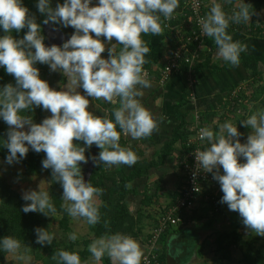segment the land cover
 <instances>
[{
    "label": "clouds",
    "instance_id": "1",
    "mask_svg": "<svg viewBox=\"0 0 264 264\" xmlns=\"http://www.w3.org/2000/svg\"><path fill=\"white\" fill-rule=\"evenodd\" d=\"M224 4L234 6L225 11ZM51 5L52 0H36L37 11L45 14L41 23L70 26L74 31L60 45L46 46L41 24L23 0H0V68L15 81L0 86V120L8 126L0 147L7 149V165L18 164L30 149L45 154L41 167L50 170L51 180L22 192L25 214L55 217L57 208L47 189L58 182L64 213L95 226L101 222L103 189L84 180L81 165L91 161L99 167L132 166L139 157L131 147L121 146V135L139 140L159 130L162 117L141 99L152 88L144 69L150 48L142 36L160 35L166 22L175 18L180 0H57L55 7ZM254 14L245 0H211L198 24L200 35L215 43V59L232 68L240 65L247 45L234 40L228 29L247 24ZM22 29H26L22 37L13 36ZM105 49L107 58L101 55ZM38 63L47 65L50 72L62 73L64 86L50 87L40 78ZM89 98L113 105L111 118L94 114ZM35 107L51 115L35 123L26 114ZM237 120L251 130L243 143ZM197 139L202 148L194 152L193 176L200 171L210 173L223 193L220 203L239 214L248 232L264 236V107L252 110L249 106L247 114L237 112L233 119L217 122L215 128L205 125L199 128ZM92 145L99 152L86 157L85 150ZM34 233L41 246L55 239L47 228L36 227ZM77 239L75 231L68 234L69 241ZM88 252L91 264L104 257L111 264H146L147 259L139 241L121 232L93 239ZM0 253L22 264L32 261L28 247L15 236H0ZM175 255H180V249ZM51 258L55 264H89L81 261L77 251L60 249Z\"/></svg>",
    "mask_w": 264,
    "mask_h": 264
},
{
    "label": "crops",
    "instance_id": "2",
    "mask_svg": "<svg viewBox=\"0 0 264 264\" xmlns=\"http://www.w3.org/2000/svg\"><path fill=\"white\" fill-rule=\"evenodd\" d=\"M245 2L252 5L255 13L253 18L261 23L264 22V0H245ZM205 4L208 11L211 0H205ZM233 6L234 4L223 5L225 11ZM247 24L249 25V22ZM236 25H230L228 31L234 40L247 45L246 52L242 54L249 56L264 54V30H261L259 35H251L243 29L240 30ZM69 28L74 31L70 26ZM158 36L151 34L142 36L150 48L144 69L152 83V88L145 90V95L141 99L145 106L162 117L159 130L150 137L139 140H130L122 135L126 142L123 146L131 147L139 159L132 166H104L105 178L101 197L102 202L105 201L108 189L113 183L129 174L135 166L144 167L149 162L155 164L148 169L146 176L136 178L128 184L131 191L126 196L127 210L136 220L130 236L139 241L144 251L146 238L157 216L174 201L183 183V174L179 165L180 159L184 156L181 141H175L164 157L162 154L164 147L173 136L174 129L183 124L186 130L192 132L194 113L199 115V123L215 128L217 122L223 123L225 120L233 119L238 110L247 114L249 106L252 107L249 101L243 100L252 92L248 89L250 71L241 61L239 66L232 68L226 62L215 59L216 46L209 37L206 43L211 47V52L202 53L203 64L200 60L197 63L201 65L195 71L194 86L191 90L187 89L185 81L178 73L172 74L165 81H160L159 68L166 60L164 53L166 44L165 40L161 41ZM101 39L103 40V37ZM119 47L117 45V48ZM101 55L107 58V49ZM207 58L208 60H205ZM257 71L259 76L255 81L264 85V62L258 64ZM238 87L241 89L238 94L236 93V97L231 96L232 91ZM78 91L83 94L82 89ZM190 93L194 101L189 98ZM240 94L244 98L240 99ZM89 100V108L97 115L96 110L100 107L98 100L91 98ZM238 101H242L240 103L244 107L242 104L239 106ZM236 126L242 134L239 139L243 143L251 130L241 126L239 120L236 121ZM222 195L218 182L203 187L201 196L195 206L186 213L181 226L169 229L163 242L159 240V255L164 251L162 264H240L236 249L231 250L228 259L221 258L218 249L224 243L223 239H219L221 233L236 230L247 238L255 235L245 229L237 212L229 211L226 204L220 203ZM68 219L69 226L75 228L74 231L80 238H89L88 227L82 220L74 221L70 217ZM177 249H180V255H175ZM86 261L91 264L90 254ZM96 264H101V261Z\"/></svg>",
    "mask_w": 264,
    "mask_h": 264
},
{
    "label": "trees",
    "instance_id": "3",
    "mask_svg": "<svg viewBox=\"0 0 264 264\" xmlns=\"http://www.w3.org/2000/svg\"><path fill=\"white\" fill-rule=\"evenodd\" d=\"M57 0H52V7H55ZM62 2V0H60ZM23 4L29 9V13L35 16L36 22L41 24V34L45 37L44 43L46 46H51L55 44V42L48 37L47 33L44 31V24H42V20L44 19L45 14H41L36 9V0H23ZM182 10V3L180 0V7L176 10V14L178 18L182 19L187 17V14ZM258 23V24H256ZM61 27V26H58ZM240 30L243 29L247 33L251 35H259L261 30H264V22L255 20L253 16L249 21V28L247 30V24H237ZM63 28V27H61ZM26 29H22L20 33L13 32L14 37H22ZM3 33L0 32V35ZM162 41L164 39L167 40L166 46H171L172 36L169 31L163 29L162 33L158 36ZM164 53L167 52L164 50ZM204 55V54H203ZM203 57V56H202ZM205 60H208L205 59ZM203 61V60H202ZM201 61V63H202ZM241 63L244 67L250 71V78L248 80V89H251V94L249 97H245L252 104L253 109L264 107V85L257 84L255 80L258 79L259 72L257 71V66L259 63L264 62V54H260L258 56H249L241 53ZM160 64V68H162L165 64ZM203 64V63H202ZM201 65L197 64L193 71L192 76L194 77L195 71ZM205 65V64H204ZM36 67L39 69V73L46 75L47 72L49 74V69L47 65L37 64ZM159 68V69H160ZM54 73V72H52ZM178 75H180L185 81V86L188 88L187 83V65L183 62L180 64V70L177 71ZM174 73V74H177ZM51 74V72H50ZM55 74V73H54ZM63 75V74H61ZM60 84H64L63 76H58ZM6 83H15L13 77L10 74L4 72L3 68H0V86ZM52 82H49L51 85ZM60 85L58 86V88ZM240 99L244 98L242 94L239 95ZM242 97V98H241ZM234 101V100H233ZM237 100H235V103ZM99 108H97V115L104 116L108 115L111 118V109L114 107L103 100H98ZM242 103L239 104V106ZM243 105V104H242ZM244 107V105H243ZM44 111L39 107H35L30 113H26L32 116V119L35 123H38L41 118L44 116ZM246 113V112H245ZM243 118V117H241ZM8 127L0 124V138H6V132ZM193 132L186 130L183 124L178 125L173 132V136L170 142L164 147L162 152L163 157L169 151L175 141L180 140L182 146L184 148V153H186V143L187 140L192 137ZM76 143V141H73ZM82 144V142H80ZM121 146L125 145L126 142L123 140L122 135L120 138ZM99 149L92 145L90 149L85 150V156L87 157L89 153H95L97 155ZM7 155V149L0 147V161L5 159ZM44 153H36L31 149L27 152L26 156L23 160H21L18 164L14 163L16 167H19L22 170L23 176H43L49 181L51 180L50 170L42 169L41 161L44 158ZM159 162V161H158ZM12 164V165H14ZM155 164L149 162L144 167L135 166L133 170L124 175L119 180L115 181L113 185L108 189L107 198H105L102 202V206L100 208L101 212V222L95 226H88L89 238H80L76 241H67L61 243L52 242L51 245L41 246L35 241V233L34 229L36 227H42V218L35 212H29L25 214L21 209L22 206L26 203L22 200V194L9 185L6 180L0 176V236L11 235L15 236L22 241V243L28 247L30 251H32L37 258L42 260V264H55V261L52 260V255L56 253V251L60 249L69 250V251H77L81 261L85 262L87 257L89 256L88 245L92 242L93 239L100 237L102 234L106 233H114L121 232L127 235L132 236V232H130L133 228L134 223L136 222L135 218H132L129 214L126 206V196L130 193L131 188H128V184H130L134 179L146 176L148 169ZM87 164L81 165L82 175L86 171ZM105 176L104 166H93L88 178H85L86 182L91 183L95 187H103V180ZM103 189V188H102ZM49 194L53 200L54 205L57 208V214L59 216L58 227L67 235L72 232L69 226V219L66 213L61 209L60 205L62 203V187L58 182H53L48 186ZM107 220L108 224L105 226L104 221ZM183 222H180L177 226H181ZM167 228L165 232L160 237V242H163L165 235L169 232ZM255 235V234H253ZM223 239V244L218 248L220 250V256L222 259H228V255L232 249H236L239 253V263L240 264H264V236L255 235V237L248 236L244 237L241 233L233 230L229 233L222 232L219 239ZM234 245V247H233ZM43 253H45V257H43ZM7 254L0 253V264L4 262V259ZM160 262H164V251L159 255ZM101 264H111L110 260L107 257L102 258Z\"/></svg>",
    "mask_w": 264,
    "mask_h": 264
},
{
    "label": "built area",
    "instance_id": "4",
    "mask_svg": "<svg viewBox=\"0 0 264 264\" xmlns=\"http://www.w3.org/2000/svg\"><path fill=\"white\" fill-rule=\"evenodd\" d=\"M181 3L182 10H184V14H187V17L180 19L175 14V18L167 21V27L163 28L169 31L173 39L171 46H166L165 48L167 52L166 62L159 69V76L160 81H165L169 76L180 70V64L183 62L187 65V89L191 90L194 86L193 68L199 60H202V53L211 52V47L206 43L208 37L200 35L198 24L199 19L203 18L208 11L205 0H181ZM230 9L228 8L226 11H230ZM248 28L249 25L247 24ZM164 40L167 43V40ZM240 89L241 87L234 89L231 96L236 97V93L238 94ZM189 98L194 101L191 93ZM240 102L242 101H238L237 104ZM194 119L193 135L187 140L186 153L179 161L183 174L181 190L174 201L160 212L155 224L149 230L145 241L146 264H162L158 253L161 235L167 228H174L184 221L186 213L195 206L205 185H214L216 183L210 173L200 171L193 176L196 170L194 152L198 148H202V142L197 139V132L199 128L204 127V125L199 123V115L197 113H194Z\"/></svg>",
    "mask_w": 264,
    "mask_h": 264
},
{
    "label": "rangeland",
    "instance_id": "5",
    "mask_svg": "<svg viewBox=\"0 0 264 264\" xmlns=\"http://www.w3.org/2000/svg\"><path fill=\"white\" fill-rule=\"evenodd\" d=\"M54 73L51 72L50 74L49 72L48 74L47 72L46 75H43L42 73H39V74H40L41 79L47 80L48 83L52 82L51 85L49 84L50 87L58 89L59 85L64 86V84H60L59 79H56V78H58V76L61 77L63 75H61L62 73L58 71ZM63 78L65 82L66 78L64 76ZM44 113L45 114L41 118V120L51 115L47 111H44ZM0 124H3L4 126L8 127L2 120H0ZM0 176L3 177L9 185H11L13 188L18 190L21 194L23 191H26L29 189L36 190L38 188L39 183L46 184L48 181L46 177L39 176V175L29 176V177L23 176L22 170L19 167H16L15 164L7 165L4 163V160L0 161ZM35 213H37L42 218V227L47 228L49 231L55 234V239L53 242L61 243V242L68 241V235L66 233H63L58 227V220H59L58 215H56L55 217H46L41 213H38V212H35ZM71 224L75 225V223H71ZM70 228L72 231H74L75 229V228L72 229L73 227L71 225H70ZM29 255L32 257L31 264H42V260L40 258H37L35 254L30 250H29ZM43 257H45V253H43ZM2 264H22V262L12 259L7 254Z\"/></svg>",
    "mask_w": 264,
    "mask_h": 264
},
{
    "label": "water",
    "instance_id": "6",
    "mask_svg": "<svg viewBox=\"0 0 264 264\" xmlns=\"http://www.w3.org/2000/svg\"><path fill=\"white\" fill-rule=\"evenodd\" d=\"M55 27V30H53ZM53 31H50V30ZM44 31L47 33L48 37L51 38L56 45H60L64 40L68 39L70 37V35L72 34V31L70 30L69 27H58V26H53V27H44ZM92 155L95 156V153H92ZM93 164L91 161H89L87 163L86 166V171L83 174V178L85 180V178H88V176L90 175V172L92 170Z\"/></svg>",
    "mask_w": 264,
    "mask_h": 264
},
{
    "label": "flooded vegetation",
    "instance_id": "7",
    "mask_svg": "<svg viewBox=\"0 0 264 264\" xmlns=\"http://www.w3.org/2000/svg\"><path fill=\"white\" fill-rule=\"evenodd\" d=\"M44 27L46 28H48V27H53V25H51V24H49V25H44ZM50 31H53L52 29L50 30Z\"/></svg>",
    "mask_w": 264,
    "mask_h": 264
}]
</instances>
